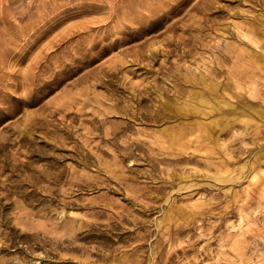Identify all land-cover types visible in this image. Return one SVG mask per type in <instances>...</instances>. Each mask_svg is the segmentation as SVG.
<instances>
[{
  "label": "rangeland",
  "instance_id": "obj_1",
  "mask_svg": "<svg viewBox=\"0 0 264 264\" xmlns=\"http://www.w3.org/2000/svg\"><path fill=\"white\" fill-rule=\"evenodd\" d=\"M0 264H264V0H0Z\"/></svg>",
  "mask_w": 264,
  "mask_h": 264
}]
</instances>
